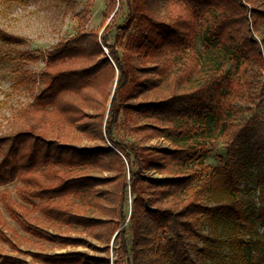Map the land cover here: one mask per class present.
I'll return each instance as SVG.
<instances>
[{
    "label": "trees",
    "instance_id": "1",
    "mask_svg": "<svg viewBox=\"0 0 264 264\" xmlns=\"http://www.w3.org/2000/svg\"><path fill=\"white\" fill-rule=\"evenodd\" d=\"M123 1L129 15L117 39L123 41L124 51L109 44V25L103 34L79 29L48 53L39 76L28 71L18 82L34 100L20 110L13 128L0 135V186L17 182V195L24 203H6L23 230L38 241L105 254L34 253L38 264H165L169 258L198 264L182 251L192 242L211 241L201 231L205 220L234 226L238 234L241 228H257L240 197L246 170L239 160L243 149L248 162L258 169L257 214L264 225V121L255 119L231 130L233 87L224 81L202 83L210 66L194 82H184L169 68L178 57L177 39L181 35L195 38L198 33L205 36L207 46L230 55L238 64L263 66L254 32L264 20V11L255 8L253 0ZM177 3L191 9L197 19L189 22L174 15L169 6ZM118 5L120 1L109 0L105 21ZM88 16L89 9L80 23L86 24ZM130 29L134 32L129 33ZM38 78L44 88L36 94ZM216 119L228 159L212 169L203 161L216 150L215 145L185 140L208 132L209 123ZM123 123L134 132L133 141H117ZM161 137L172 147L159 150L150 144ZM129 194L134 198L130 214ZM29 213H38L60 228L80 230L84 236L50 232L33 223ZM33 219L41 222L38 216ZM0 224V239L16 247L1 212ZM164 235L173 239L165 244ZM232 242L239 264H263L245 258V247L253 246L251 240L238 235ZM210 250L206 245L199 254L206 256ZM0 264L29 263L0 252Z\"/></svg>",
    "mask_w": 264,
    "mask_h": 264
},
{
    "label": "rangeland",
    "instance_id": "2",
    "mask_svg": "<svg viewBox=\"0 0 264 264\" xmlns=\"http://www.w3.org/2000/svg\"><path fill=\"white\" fill-rule=\"evenodd\" d=\"M120 1L116 12L105 21L104 12L107 9L109 0H0V135L9 132L13 128L14 119L20 110L33 102L34 97L25 88L20 87L18 82L27 74L32 72L39 76L46 67L48 53L60 42L72 38L79 29L86 31H99L103 34L106 26H111L112 30L108 36L109 44H113L120 53L124 51V43L117 39V35L124 33L129 10L123 0ZM254 7L264 11V0H253ZM170 9L174 15H182L187 21L193 22L197 18L193 11L182 4H170ZM89 9L88 22L80 23V17ZM134 32L130 29L129 33ZM198 32V31H197ZM255 37L260 41L261 51L264 57V20L259 30L254 32ZM8 35L21 38V42L9 39ZM179 53L173 59L170 70L177 73L184 82L197 81L200 79V72L205 66L212 69L203 76L201 82L224 81L233 87L230 97L232 105L228 119V127L237 130L255 119L264 121V65L258 63L247 67L238 64L235 58L220 50L212 49L205 43V36L202 33L193 38L181 35L175 46ZM106 52L109 49L105 47ZM38 58L32 60V58ZM226 80V81H225ZM226 84V85H227ZM44 88L43 82L37 79L35 93L38 94ZM230 90V88H227ZM232 90V89H231ZM230 90V91H231ZM218 121L209 123L208 132H201L192 138L185 140L186 143L205 140L209 144H214L216 150L210 153L203 161L205 165L212 169L220 167L227 158V146L218 135ZM208 137V138H207ZM136 138L131 127L123 123L116 133L117 141H133ZM152 146L159 150L172 147V144L161 137L152 140ZM239 160L246 165V170L242 176L240 197L245 203V208L257 221L255 231L240 229V233L234 226L219 223L212 225L205 220L201 231L209 236L211 241L199 240L186 245L182 251L185 258L198 261V264H239L236 257L232 237L238 236L243 240H251L252 247H245V258L250 261H260L264 264V225L258 221L257 208L259 206L260 189L258 186V169L255 163L248 162V153L241 150ZM93 175H107L93 172ZM155 178L164 177L155 172H147ZM7 198V199H6ZM133 196L129 194L128 213H131ZM7 200V201H6ZM24 203L17 195V182L0 186V212L6 222L5 230L8 236L16 244V247L9 245L0 239V252L4 255L27 261L29 264H38L32 254L45 252L47 254H57L65 252H86L91 256H104L105 254L94 252L86 247H65L52 242L38 241L28 235L16 219L7 209V203L12 206L13 202ZM214 204V203H213ZM30 208V204H26ZM17 210L24 212L16 206ZM33 223L53 233L63 235L84 236L80 230L72 228L58 227L53 223L41 218L38 213L28 214ZM38 216L41 222L35 219ZM1 225V224H0ZM130 223L126 224L129 231ZM1 227V226H0ZM4 227V226H3ZM165 244L168 238L164 235ZM130 245L133 244V235L128 232ZM112 241V246L114 245ZM210 246V251L206 256H201L199 252ZM111 259L116 258L114 249L110 252ZM111 264H113L111 262ZM164 264V263H161ZM165 264H182L181 261L169 258Z\"/></svg>",
    "mask_w": 264,
    "mask_h": 264
}]
</instances>
